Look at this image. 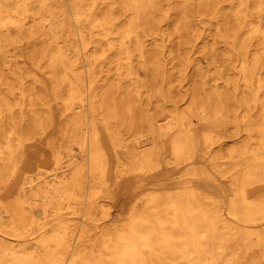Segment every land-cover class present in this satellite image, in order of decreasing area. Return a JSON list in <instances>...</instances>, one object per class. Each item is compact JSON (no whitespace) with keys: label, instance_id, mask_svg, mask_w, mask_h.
<instances>
[{"label":"rangeland","instance_id":"rangeland-1","mask_svg":"<svg viewBox=\"0 0 264 264\" xmlns=\"http://www.w3.org/2000/svg\"><path fill=\"white\" fill-rule=\"evenodd\" d=\"M173 27L165 25L162 30L172 35ZM201 27L191 24L190 35L184 39H145L148 66L156 75L155 85L148 88L135 89L131 80L135 76L119 75L113 63L110 70L106 64L100 74L104 78L100 84L106 86L96 91L98 102L91 116L86 92L70 103L68 99L53 100L50 86L45 89L51 100L50 115L42 117L27 134L18 156L27 157L30 166L36 165L25 172L35 182L44 183L49 180L47 175L58 172L57 165L79 161L73 146L89 141L87 129L96 134L103 169L88 184L98 191L95 218L85 224V241L77 248L79 259L86 264L102 261L100 239L109 226H119L134 215H141L159 235L166 233L175 248L189 252L192 230H204L205 224L199 228L184 224L187 215L182 209L174 216L176 202L188 198L210 219L213 210L222 214L217 229L227 230V234L214 247L227 259L235 264H264V219L252 224L229 214L231 201L241 197V189L246 203L264 201V146L260 147L264 132L258 131L264 129V49L257 39L248 43L251 48L244 63L250 68L256 59L258 69L252 75L244 73L243 60L229 50L230 41L217 39L216 30L206 23ZM29 125L24 124L27 131ZM176 140L186 141V155L174 152ZM196 141L199 144L194 147ZM249 163L262 171H249ZM86 164L87 158L82 156L78 203L58 219L68 222L73 232L79 228L82 202L87 197ZM31 218L41 221L36 214ZM34 227L26 226L33 232L27 239L39 235ZM159 254L157 264L195 262L194 254ZM200 262L207 260L201 258Z\"/></svg>","mask_w":264,"mask_h":264},{"label":"bare ground","instance_id":"bare-ground-1","mask_svg":"<svg viewBox=\"0 0 264 264\" xmlns=\"http://www.w3.org/2000/svg\"><path fill=\"white\" fill-rule=\"evenodd\" d=\"M263 21L264 0H0V264H86L77 248L85 241L82 229L95 218L98 191L88 184L103 169L96 134L87 129L89 141L73 146L79 161L57 165L58 172L47 175L44 183L25 172L36 165L18 156L27 134L50 115L47 85L57 102L68 99L71 103L86 92L91 116L98 102L95 93L106 86L100 84L106 64L110 70L113 63L119 75L135 76L131 78L135 89L148 88L155 85L156 75L148 66L145 39H184L190 35L191 24L202 29L205 23L216 30L217 39L230 41L231 54L242 59V70L252 75L258 61L253 59L250 68L244 61L252 39L264 49ZM165 25L174 26L172 35L162 30ZM24 124H30L29 131ZM186 149V141L173 142L176 154L186 155ZM82 156L87 158V197L79 228L73 232L68 222L58 219L78 203ZM255 167L249 163V171H262ZM241 193L231 201L229 214L252 224L263 220L264 201L248 204L242 189ZM176 203L174 216L179 209L186 212L184 224L190 222L195 228L205 224L204 230H192L193 251L175 248L166 233L159 235L141 215H134L119 226H109L100 239L104 251L98 264H157L161 252L173 257L194 254L193 264H235L214 247L227 234L217 229L222 214L213 210L210 219L192 198ZM34 213L41 221L31 218ZM28 225L38 231L37 237L27 239L33 233ZM200 257L207 262H200Z\"/></svg>","mask_w":264,"mask_h":264}]
</instances>
